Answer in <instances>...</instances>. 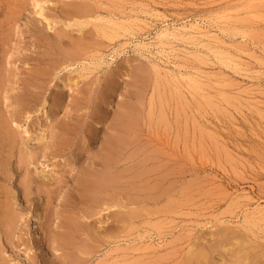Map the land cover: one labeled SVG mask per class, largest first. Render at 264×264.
Segmentation results:
<instances>
[{
  "label": "rangeland",
  "instance_id": "obj_1",
  "mask_svg": "<svg viewBox=\"0 0 264 264\" xmlns=\"http://www.w3.org/2000/svg\"><path fill=\"white\" fill-rule=\"evenodd\" d=\"M244 1L0 0V264H74V259L76 264H184L196 236H206L208 244L220 238L211 230L215 224L219 231L224 225L234 232L241 229L247 236L240 231L243 237L238 239L244 244L250 240L251 247L244 253L252 250L249 255L260 256L258 263H264V244H259L264 242V222L248 223L250 210L264 205V0L251 14L248 39L215 27L220 8ZM97 11L109 16L105 19L145 20L148 26L140 27L136 36L121 30L110 40L101 37L104 20L96 19ZM151 14L161 17L155 20ZM163 21L173 27L198 22L201 28L185 38L163 39L165 44L156 37ZM97 22L100 27H95ZM204 31L208 36L200 35ZM138 42H146L148 50ZM218 48L228 49L232 60L220 61ZM157 65L170 75L189 71L211 77L217 108L186 87L181 92L185 96L178 98L176 84L172 87L173 82L159 77ZM222 92L232 95L231 103ZM125 111L138 114L140 127L112 172L128 190L117 184L119 200L106 194L111 198L107 204L99 195L101 201L94 200L99 207L94 206L92 198L82 195L81 175L89 166L105 174L101 153ZM94 127L98 132H91ZM111 202L118 206L108 208ZM74 217L82 221L75 227L70 223ZM64 230L73 235V249L64 245ZM256 240L259 246L252 247Z\"/></svg>",
  "mask_w": 264,
  "mask_h": 264
},
{
  "label": "bare ground",
  "instance_id": "obj_2",
  "mask_svg": "<svg viewBox=\"0 0 264 264\" xmlns=\"http://www.w3.org/2000/svg\"><path fill=\"white\" fill-rule=\"evenodd\" d=\"M81 2V1H80ZM78 3V5H81V3ZM36 3H38L37 1H36ZM262 3V0H246V1H244V2H236V3H232V4H227L225 7H222V8H220L219 9V17L217 16V20L215 19V27H216V29L218 30V31H222L223 33L224 32H226V33H228L229 35L231 34L232 36H240V38H242V39H248L249 38V36L251 37L252 35H250V28H251V26L253 27V25L251 24V22H253V20H251V14H253V13H255V12H258V8H259V6H260V4ZM40 4V3H39ZM39 4H36L37 6H41V4L39 5ZM82 4H86V5H88L86 2L85 3H82ZM77 6V5H76ZM244 7V10L242 11L241 10V7ZM85 7V6H84ZM89 7H93V6H89ZM41 9H45V8H41ZM83 9V8H82ZM81 8H80V10H82ZM86 10H87V6H86V8H85ZM71 10V9H70ZM86 10H84V12L85 13H87V11ZM97 10V9H96ZM44 11V10H43ZM42 10H41V12H43ZM74 11V10H73ZM91 11L93 12L94 11V8L93 9H91ZM89 13H90V11H88ZM74 13V12H73ZM79 13H81V12H79ZM77 14H78V12H77ZM98 14V11H97V13H94V15H97ZM241 14H244L245 16H243V15H241ZM69 15H71L70 13H69ZM75 15L76 14H74V18H73V20H78L79 18L77 17H75ZM79 15V14H78ZM82 15H83V11H82ZM99 15V14H98ZM101 15V14H100ZM99 15V16H100ZM152 16H154L153 18H155V20H158V19H160V15H158V14H151ZM89 15L87 14V17H88ZM99 16H96V19H103L104 20V24H102L101 26L103 27V31L101 32L100 30H99V32H101V37L103 36L104 37V35H107L108 37H110L109 39L110 40H114L116 37V35L118 36V34L120 33V31L121 30H124V33H127L128 32V34H130V36L131 35H134L135 33H137L138 32V34H139V31L142 29V28H144V27H146V26H148V22H146L145 20H141L140 22H139V20H138V22L137 21H134L135 19L134 18H132V20L133 21H130L131 19H128V21L126 22V20H125V22L124 21H119V19L120 18H118V19H113V18H109V19H105V18H108L109 16H106L105 18L103 17H99ZM83 17H86V16H82V19L84 20V18ZM89 17H92L91 16V13H90V16ZM95 16H93L92 17V19L94 18ZM112 17H113V15H112ZM129 18H131V17H129ZM80 19H81V16H80ZM88 21H89V23L88 24H90V22H93V20H91L90 21V19L91 18H86ZM95 19V18H94ZM50 20V19H49ZM48 20V21H49ZM86 20V21H87ZM48 21H47V23H48ZM76 21H74L75 23H76ZM95 21V20H94ZM52 22H54V20H50L49 21V23H50V25H51V23ZM78 22H80V23H84V21H78ZM77 22V23H78ZM142 22V23H141ZM70 23V22H69ZM71 23H73V22H71ZM74 23V24H75ZM94 23V22H93ZM97 23H99V22H97ZM101 23V22H100ZM100 23L99 24H97L95 27H97V26H99L100 25ZM163 23V27L161 28V29H159L158 31H157V35H156V37L160 40V42H162V41H164L163 39H167V38H171V37H177V36H179L180 38H182L183 36L182 35H184V34H189L191 31L190 30H195L196 31V29L198 30L199 28H201V26L198 24V22L197 23H195V24H191V25H187V24H183V25H181L180 27H177V26H170L169 25V23H166V21H163L162 22ZM53 24V23H52ZM49 25V24H48ZM71 25V24H70ZM255 25V24H254ZM67 26H68V23H67ZM79 26V25H78ZM70 27V26H69ZM81 27V26H80ZM100 27V26H99ZM140 27H142L141 29H140ZM84 28V27H83ZM203 28V27H202ZM97 29V28H96ZM140 29V30H139ZM202 30V29H201ZM201 30H200V32H201ZM204 30V29H203ZM81 31V30H80ZM199 31V30H198ZM122 32V31H121ZM207 32V31H206ZM250 32V33H249ZM192 33H193V31H192ZM192 33H190L189 35H191ZM197 33V32H196ZM203 33V32H202ZM200 34L201 36L203 35H207V34H205V31H204V33L203 34ZM210 33V32H209ZM97 34V33H96ZM99 34V33H98ZM103 34V35H102ZM184 35V36H189V35ZM197 34H199V33H197ZM181 35V36H180ZM219 35V34H218ZM82 36V35H81ZM120 36H122L121 34H120ZM124 36H126V35H124ZM129 36V35H128ZM129 36V37H130ZM135 36H136V34H135ZM208 36V35H207ZM108 37H105V38H108ZM114 39H113V38ZM119 37V36H118ZM127 37V36H126ZM179 37H177V38H179ZM212 37H214V36H212ZM216 37H218L216 34H215V39L216 40H218L219 42H223L220 38H216ZM94 38V37H93ZM112 38V39H111ZM183 38H185V37H183ZM208 38V37H207ZM209 38H210V35H209ZM176 39V38H175ZM174 39V40H175ZM212 38H210V40H211ZM82 40H83V38H82ZM98 40V39H97ZM173 40V39H172ZM177 40V39H176ZM77 41V40H76ZM81 41V40H80ZM79 41V42H80ZM169 41H170V39H169ZM196 41V40H195ZM213 41V43H214V41L215 40H212ZM217 41V42H218ZM89 42H91L92 43V41H89ZM159 42V41H158ZM165 42V41H164ZM163 42V43H164ZM216 42V43H217ZM219 42H218V47L220 46V44L221 45H225V48H226V44H223V43H220L219 44ZM80 43H85V42H80ZM141 43H143V42H141ZM163 43H158V44H160V45H162ZM215 43V44H216ZM225 43V42H224ZM86 44V43H85ZM94 44V43H93ZM96 44V43H95ZM165 44H166V42H165ZM75 45V44H74ZM137 45V44H136ZM146 45H147V43L145 42V43H143V44H140V42H138V46H139V48H141V49H143V48H145L146 47ZM160 45L158 46V47H160ZM164 45V44H163ZM162 45V46H163ZM76 47H77V45H75ZM79 46V45H78ZM85 46V45H84ZM141 46V47H140ZM164 46H166V45H164ZM214 46V45H213ZM73 47V46H72ZM76 47H74V48H76ZM83 47V46H82ZM85 47H87V45L85 46ZM79 48H81V46L79 47ZM160 48H162V47H160ZM213 48V47H212ZM211 47L209 48V49H212ZM145 49H147V47L145 48ZM165 49V48H164ZM164 49H162V52H163V50ZM215 49V48H214ZM214 49H212V51L214 50ZM221 49L222 48H218V50L216 51V56L218 55H220L219 57H218V59L219 58H221V59H219L220 61L222 60V59H224V60H229V61H231L232 59L231 58H229L228 57V51L226 50V49H223V51L224 50H226L227 51V53H225V52H223V51H221ZM69 50V49H68ZM74 50V49H73ZM73 50H69V52H71V54L73 53ZM148 50V49H147ZM160 50V49H159ZM63 51H65L66 53H67V50H64L63 49ZM74 51H79L80 52V50L78 49V47H77V49L76 50H74ZM83 51H84V49H83ZM86 52H87V48H86V50H85ZM84 51V53L86 54V52ZM63 53V55H66V53ZM68 52V53H69ZM76 52V53H77ZM161 52V51H160ZM208 52V51H207ZM119 53V52H118ZM214 53H215V50H214ZM81 54V53H80ZM69 55V54H68ZM78 56H79V54H77ZM229 55L231 56V55H233L232 53L230 54L229 53ZM67 56V55H66ZM76 56V55H75ZM75 56L73 55L72 57H71V55H70V57L71 58H75ZM81 56H84V55H82L81 54ZM81 56H80V58H81ZM199 56V55H198ZM234 56V55H233ZM66 58H68V57H66ZM97 58V60H98V57H96ZM99 58H101V56L99 57ZM198 58V57H197ZM201 58H202V56H201ZM78 59V58H77ZM199 59V58H198ZM197 59V60H198ZM68 60V59H67ZM74 60V59H73ZM76 60V59H75ZM75 60H74V62H75ZM200 60V59H199ZM205 60V58L203 57L202 58V61H204ZM71 61V60H70ZM69 61V62H70ZM94 61V60H93ZM96 61V60H95ZM101 61V60H100ZM97 62V61H96ZM95 62V63H96ZM234 63H235V61H233ZM76 63H77V61H76ZM92 64H94V62H92ZM100 64H102L101 62H100ZM100 64H98V65H100ZM226 65H228L227 64V62L225 63ZM233 64V63H232ZM231 64V65H232ZM235 64H237V63H235ZM70 65H71V63H70ZM95 65H97V63L95 64ZM97 65V66H98ZM67 66V65H66ZM86 65H84L83 67H85ZM96 66V67H97ZM158 66V65H157ZM237 66V65H236ZM88 67V66H87ZM95 67V68H96ZM92 68V67H91ZM99 68V67H98ZM155 68H156V71L155 72H158V76L160 75L162 78L163 77H165L167 80H169V82H167V84L168 83H170V82H173V85H172V87H174V84H176V86L177 87H175L176 88V95L178 96V98H180V99H182V97L183 96H185V95H183L181 92H183L184 90H183V87H186V88H188V89H190L189 91H191L190 93L191 94H193V96L195 97L196 95L198 96H202L203 98H204V102H205V104H206V102H207V105H211L212 107H213V103H215L214 102V96L216 95H214L213 93H211L212 91H210V89H212V88H214V89H216L215 88V84H213V82L210 80L211 79V77H208V78H210V79H208L207 78V76L206 75H204V74H202V72H198V73H189V71L187 72V73H189V74H187L186 72L185 73H181V72H174L173 74H169L170 72H166V73H164V72H162V69L158 66V67H154V70H155ZM89 69V68H88ZM88 69H86V71L88 70ZM82 70H83V68H82ZM91 70V69H90ZM95 70V69H94ZM83 71H85V70H83ZM89 71V70H88ZM91 71H93V70H91ZM174 71V70H173ZM179 71V70H178ZM172 72V71H171ZM184 72V71H183ZM85 73V72H84ZM85 75H86V73H85ZM84 75V76H85ZM83 76V74L82 75H80L79 76V78L80 77H82ZM159 76V77H160ZM158 77V78H159ZM208 79V80H204V79ZM73 80V79H72ZM77 80V79H76ZM76 80H73V81H76ZM79 80V79H78ZM143 80H146L145 78L143 79ZM163 81H165V79H163ZM111 82H115V81H111ZM212 82V83H211ZM80 83V82H79ZM110 83V82H109ZM159 83V82H158ZM68 84H71V83H68ZM67 83H66V85H68ZM76 83L74 82V85H75ZM78 84V83H77ZM76 84V85H77ZM112 84V83H111ZM115 84V83H114ZM160 84V83H159ZM63 85V84H62ZM65 85V84H64ZM72 85L73 84H71L70 86L72 87ZM90 85V84H89ZM170 85V84H169ZM69 86V85H68ZM110 86V85H109ZM108 86V87H109ZM112 86V85H111ZM171 86V85H170ZM75 86H73V88H74ZM109 88H111V87H109ZM114 88V87H113ZM160 88V87H159ZM93 89V88H92ZM107 89V88H106ZM170 89V88H169ZM94 90V89H93ZM112 90V89H111ZM157 90V89H156ZM171 90V89H170ZM154 91V90H153ZM109 93V92H108ZM219 93V92H218ZM222 93H224V92H222ZM87 94V93H86ZM110 94H111V92H110ZM221 94V93H220ZM91 95H92V92H91ZM214 95V96H213ZM218 95V94H217ZM228 96H226V97H224L225 96V93H224V95H221V96H223L224 97V99H226L227 101H229V100H231V96L232 95H229V94H227ZM106 96V95H105ZM234 97V96H233ZM235 98V97H234ZM233 99V98H232ZM218 100V99H217ZM235 102H236V98H235V100H234ZM233 101V102H234ZM199 102V101H198ZM231 102H232V100H231ZM230 101H229V103H231ZM228 103V102H227ZM142 105V104H141ZM216 105V104H215ZM214 105V107L215 108H217V106H215ZM201 107H202V105H200ZM144 107V106H143ZM96 108V107H95ZM130 108V107H129ZM203 108V107H202ZM130 110V109H129ZM143 111V110H142ZM132 113V112H131ZM135 113L136 112H134L132 115H130V113H128V111H125L124 113H122V115L120 116V118H119V120H118V122L116 123V128H115V130H114V134L112 135V132H110L111 133V137L110 138H108L109 139V141L108 140H106L108 143H107V145H106V143H105V141H104V144L106 145V147H105V149H103L104 150V152L103 153H101V152H99V153H101V154H103L102 155V161H103V166H102V170H104L105 172V174H98L97 172H96V170L95 169H93V168H90V166H89V168L88 169H85L84 171L85 172H83V174L81 175V180H80V185H81V192H82V195H83V197H84V195L86 196V197H88L87 198V200H91V198H92V200L94 201V200H98L99 199V201H101L100 200V198H97V196H99V195H104L103 196V198L105 197V195L107 194L108 196H110V197H114V194H115V191H117V193L119 192L118 190H116L118 187H116V185L118 184L119 186H120V188H121V190L123 189V190H128V185H127V188L125 187L124 188V186H125V183L124 182H122V180H120L123 184H124V186H121L119 183H118V181H119V179H118V177H117V175H113V173L114 172H112V170L115 168V166L118 164V161H119V159L121 158V156H122V154L124 153V149H126L130 144H131V142L133 141L132 140V138H133V135L135 134L134 133V130H135V132L137 131L138 132V127H140L138 124L140 123L138 120H137V118H139L138 117V114L137 115H135ZM100 114V113H99ZM134 115V116H133ZM136 116V117H135ZM100 117V116H99ZM98 117V118H99ZM149 117H150V115H149ZM99 120L101 121V118H99ZM2 121V120H1ZM99 121V122H100ZM137 121L139 122V123H137ZM97 122V121H96ZM3 123V122H2ZM98 124V123H97ZM136 124H137V130L135 129L136 128ZM2 125H6V126H8L6 123L5 124H2ZM6 126H5V128H6ZM74 126V125H73ZM1 127V126H0ZM95 128V127H94ZM1 129H3V130H5L6 131V129H4L3 127L1 128ZM94 131H97L96 130V128H95V130L93 129V131H91V132H94ZM8 132V131H7ZM7 132L5 133V136H4V138L6 139V134H7ZM98 132V131H97ZM108 132V133H109ZM134 133V134H133ZM1 134V133H0ZM9 134V133H8ZM106 135V136H107ZM2 136V135H1ZM12 136V135H11ZM93 136H94V134H92V137H91V134H90V138H93ZM135 136V135H134ZM3 137V136H2ZM43 137V136H42ZM96 137H97V135H96ZM10 138V137H9ZM106 138V137H105ZM136 138H138V137H136ZM139 139V138H138ZM8 140V139H7ZM40 141H41V138L39 139ZM43 140V139H42ZM11 141H13L12 139H11ZM217 141V140H216ZM10 143V142H9ZM81 147V146H80ZM103 148H104V146H102ZM84 148V147H83ZM81 149V148H80ZM84 151V150H83ZM228 152V151H227ZM28 154V156L30 155V153H27ZM81 154V153H80ZM230 154V153H229ZM99 155V154H98ZM231 155V154H230ZM229 155V156H230ZM31 157H32V154H31ZM90 157V156H89ZM92 157V159L91 160H94L93 159V155L91 156ZM101 156H99V158H100ZM30 158V157H29ZM101 159V158H100ZM122 160H124V159H122ZM127 160V159H126ZM130 160V159H129ZM95 161V160H94ZM92 162V161H91ZM96 162V161H95ZM99 162H100V160H99ZM100 165V166H99ZM98 166L99 167H101V163L99 164ZM95 166H97V165H95ZM98 166L97 167H95V168H98ZM86 167V166H85ZM93 167V166H92ZM26 168V167H25ZM82 168V167H81ZM79 169V170H81L82 171V169ZM117 170V169H116ZM80 172V171H79ZM102 172V171H101ZM126 173V172H125ZM128 173V172H127ZM130 175V174H129ZM74 176V175H73ZM79 176V175H78ZM124 176V175H123ZM127 176V175H126ZM134 177V176H133ZM76 178V177H75ZM123 177H121V179H122ZM127 178V177H126ZM123 179V181L124 180H127V179ZM72 179V178H71ZM132 179V178H131ZM77 180V179H76ZM133 180V179H132ZM74 181V180H73ZM72 181V182H73ZM127 181H130V179L129 180H127ZM56 182V181H55ZM58 182V181H57ZM56 182V183H57ZM131 182H133V181H131ZM55 184V183H54ZM61 184V183H60ZM74 184H75V182H74ZM77 184H79V183H77ZM127 184H128V182H127ZM56 185V184H55ZM59 185V184H58ZM117 185V186H118ZM130 186H132V185H130ZM129 186V189H131V190H129L130 192L133 190V188L132 187H130ZM76 187V186H75ZM74 187V188H75ZM77 187H79V186H77ZM76 187V188H77ZM123 187V188H122ZM116 188V189H115ZM79 189V188H78ZM60 190H61V188H60ZM122 190V191H123ZM122 191H120V195H121V192ZM58 192V191H57ZM61 192V191H60ZM133 192V191H132ZM78 193V192H77ZM124 193H126V192H124ZM128 193V192H127ZM119 194V193H118ZM116 196L114 197V198H117V200H119L118 198L120 197V195L117 197V194H115ZM126 195H128V194H126ZM131 196V195H130ZM109 197V198H110ZM126 197H128V198H130L129 197V195L128 196H126ZM103 198H101V199H103ZM106 198V197H105ZM109 198L107 199L106 198V200L108 201L109 200ZM83 199H85V198H83ZM111 199V198H110ZM132 199V198H131ZM116 200V201H117ZM92 201V204H94L95 203V201L93 202ZM99 201H97V202H99ZM115 201V202H116ZM86 202V201H85ZM104 202V201H103ZM106 202V201H105ZM110 202V200L107 202V204ZM115 202H111L112 204L111 205H109L108 206V208L110 207H114V206H118V205H116V204H119L120 202L118 201L116 204H115ZM125 202H129V203H131V204H134V203H132V201H126L125 200ZM102 203V202H101ZM100 203V204H101ZM123 203V202H122ZM126 203V204H127ZM7 204V203H6ZM9 204V203H8ZM88 204V203H87ZM91 204V205H92ZM104 204V203H103ZM102 204V205H103ZM106 204V203H105ZM130 204V205H131ZM5 205V204H4ZM96 205L98 206V204L96 203ZM95 204H94V206H96ZM121 204H119V206H120ZM129 205V204H128ZM129 205V206H130ZM12 207L13 205L11 204V205H9V207ZM89 206H90V204H89ZM93 206V207H94ZM7 207V206H6ZM5 207V208H6ZM9 207H7V208H9ZM85 207V206H84ZM99 207V206H98ZM102 207V206H101ZM121 207H122V205H121ZM126 207H128V206H126ZM90 208H92V207H90ZM99 209V208H98ZM131 209V208H130ZM10 210H12V209H10ZM14 210V209H13ZM132 210V209H131ZM80 211V210H79ZM96 211V210H95ZM125 211V210H124ZM124 211H122L123 213H125ZM252 211V212H251ZM7 212H9V213H11L10 211H7ZM13 212V211H12ZM94 212V211H93ZM122 212H120V213H122ZM81 213V212H80ZM122 213V214H123ZM246 213V212H245ZM250 213H251V217L249 218V221L250 222H248V223H250L251 225L253 224V223H256V221H258V220H260L261 222H262V220H263V222H264V205L262 206V205H256V207L253 209V210H250ZM88 214V213H87ZM97 214V213H96ZM9 215H11V218H12V215H13V213L12 214H9ZM81 215H85L84 213L83 214H81ZM89 215H91V213H89ZM93 215V214H92ZM247 215V214H246ZM250 215V214H249ZM71 216V215H70ZM83 216H79V217H83ZM125 217H126V215H124ZM9 217V216H8ZM15 217V216H14ZM72 217V216H71ZM79 217H77V218H79ZM92 217V216H91ZM7 218V217H6ZM76 217H74V219H75ZM86 218V217H85ZM9 220H11L10 219V217L8 218ZM68 219H70V218H67V220ZM13 220H15L14 218H13ZM80 220V219H79ZM12 221V220H11ZM130 221V220H129ZM259 221V222H260ZM2 222H4V221H2ZM9 222V221H8ZM80 223H78V221L75 219L74 221H73V218H72V220L70 221V223L72 224V225H74V227H75V225H79V224H81L82 223V221H79ZM88 222V221H87ZM260 222V223H261ZM262 222V223H263ZM6 223V222H5ZM4 223V224H5ZM224 223V222H223ZM3 224V223H2ZM11 224V223H10ZM65 224H67V222H65ZM69 224V223H68ZM67 224V225H68ZM130 224V223H129ZM244 226H245V221H244ZM258 224V223H257ZM254 225V226H258V225ZM1 225V224H0ZM7 225H9V224H7ZM85 225L87 226V224H86V222H85ZM216 226H218L217 224H215ZM215 225L213 226V227H215ZM240 225H242V224H240ZM6 225H4V227H5ZM71 226V225H70ZM83 226V225H82ZM91 226V225H90ZM125 226V225H124ZM220 226V225H219ZM229 226V225H228ZM239 226V225H238ZM243 225H242V228H245ZM261 226V225H260ZM10 227V226H9ZM9 227H5V228H9ZM73 227V226H72ZM71 227V228H72ZM77 227V226H76ZM81 227V226H80ZM84 227V226H83ZM89 227V226H88ZM213 227H211V230H214V231H212V232H217L216 234H217V236L219 235L220 236V238L219 239H216L215 238V240L213 241V243L211 242L210 243V241H209V243L210 244H208V242L206 243V241L204 240V239H206L205 237H203V239H202V237H199V236H196V237H198V238H201V239H198L197 238V240L195 239V240H192L193 242H192V244H191V246L189 245V249L187 250V253H186V255H185V260H183V261H185L184 262V264H260L261 262H262V259H261V262H259L258 263V259H259V257L260 256H257L258 257V259H256L257 257L255 256V258H254V256L253 257H251L249 254H251L252 253V250H251V253H250V251H249V254L248 253H244V251L243 250H246L247 249V247L246 246H249L248 245V242L250 241V240H248V242H246L247 244H244L245 243V241H243V239L240 241V239H238V238H240L238 235H242L243 234V232L241 231V226H240V230L239 231H236V232H234V231H232V230H230V228L228 229V227H225V225L223 226L225 229H220V231L218 230L219 228H221V227H215L216 228V230H218V231H216L215 229H212ZM247 223H246V228L245 229H247ZM90 228V227H89ZM234 228V227H233ZM235 228H237V226L235 227ZM72 229H74V228H72ZM75 229H78V228H75ZM85 229V228H84ZM93 228L91 227L90 228V232H91V230H92ZM232 229V228H231ZM82 230H83V228H82ZM85 230H88L87 232H88V234H89V229H85ZM85 230H83V232H85V233H87ZM97 230V229H96ZM235 230V229H234ZM242 230H244V229H242ZM248 230H249V227H248ZM248 230L246 231V232H248ZM5 231H7L6 229H5ZM72 231V230H71ZM75 231V230H74ZM240 231L242 232V234L240 233ZM73 232V231H72ZM96 232V231H95ZM94 231L93 232H91L92 234H93V236H94V233H95ZM207 232V231H206ZM8 233H9V231H8ZM7 233V234H8ZM63 233V232H62ZM64 233H65V230H64ZM63 233V234H64ZM67 233H71L70 231L69 232H67ZM74 233H76V232H74ZM73 233V234H74ZM90 233V234H91ZM200 233V232H199ZM211 233V232H210ZM210 233H208L209 235H208V237L210 236ZM213 233V234H214ZM222 233V235H220ZM250 233V232H249ZM6 234V235H7ZM77 234H79L80 235V237L82 236V232H79V230H78V233ZM104 234V233H103ZM108 234V233H107ZM203 233H201V235H202ZM253 234V233H252ZM74 235H76V234H74ZM198 235V234H197ZM244 235V234H243ZM250 235V234H249ZM248 235V236H249ZM254 235V234H253ZM60 236H62L61 234H60ZM73 237V235L71 234H64V236L62 237V240H63V242L65 243H63L64 245H70L69 246V248H72L73 246V244L71 245V241H72V237ZM85 235H83L82 237H84ZM92 236V235H91ZM95 236H96V233H95ZM94 236V237H95ZM244 236H247V234L246 235H244ZM251 236V235H250ZM255 236V235H254ZM253 236V237H254ZM94 237H92V239L94 238ZM195 237V238H196ZM237 237V238H236ZM241 237H243V236H241ZM79 238V237H78ZM90 238V237H89ZM210 238V237H209ZM212 238H213V236H212ZM212 238H210V239H212ZM235 238V240L236 241H232L233 239ZM77 239V238H76ZM84 239V241L86 240V239H88V238H86V237H84L83 238ZM92 239H90V240H92ZM94 239H96V237L94 238ZM101 239V238H100ZM99 239V240H100ZM108 239V238H107ZM214 239V238H213ZM212 239V240H213ZM238 239V240H237ZM249 239H250V237H249ZM79 240V239H78ZM89 240V241H90ZM111 240V239H110ZM211 240V241H212ZM251 240H252V238H251ZM254 240V239H253ZM102 241V240H101ZM205 241V242H204ZM260 241V240H259ZM259 241H258V243H259ZM81 241H79V243H80ZM83 242V241H82ZM81 242V243H82ZM86 242H87V240H86ZM254 243H252V247H253V245H255L256 243L255 242H257V240L256 241H253ZM261 242V241H260ZM61 243H62V241H61ZM93 243V242H92ZM82 244H84V243H82ZM89 244H91V242L89 243ZM260 244V246L262 245V244H264V242L263 243H259ZM259 244H256V246H259ZM62 245V244H61ZM77 245H78V243H77ZM161 245V244H160ZM80 246V245H79ZM85 246H86V244H85ZM162 246V245H161ZM263 246V245H262ZM81 247H84V246H82L81 245ZM250 247V246H249ZM63 248V247H62ZM74 248V247H73ZM72 248V249H73ZM85 248V247H84ZM251 248V247H250ZM259 248V247H258ZM263 248V247H262ZM262 248H259V250H263ZM64 249V248H63ZM81 249H83V248H81ZM249 249V248H248ZM255 249V248H254ZM75 250V249H74ZM74 250H72L73 251V253H74ZM79 250V249H78ZM84 250V249H83ZM256 250V249H255ZM255 250H253V251H255ZM68 251H69V249H68ZM85 251L87 252V250L85 249ZM85 252V253H86ZM246 252H247V250H246ZM263 252V251H262ZM66 253V255H68V254H70L71 252H68V254H67V252H65ZM73 253H71V254H73ZM254 253V252H253ZM260 253V252H259ZM73 255H75V256H77V258L79 257V254L77 255V253H74ZM254 255V254H253ZM255 255H257V250H256V253H255ZM75 256H72V258L71 259H74V257ZM82 256V255H81ZM79 257V259L80 258H82V257ZM263 256H264V254H263ZM68 257V256H67ZM71 257V256H70ZM184 257V256H183ZM261 258V257H260ZM78 259V260H79ZM69 260V259H68ZM75 261H76V259H74ZM260 260V259H259ZM75 261H72V263L74 262V264H76L75 263ZM79 261H82L81 259L79 260ZM71 264V263H70ZM180 264H182V262H180ZM261 264H264V263H261Z\"/></svg>",
  "mask_w": 264,
  "mask_h": 264
}]
</instances>
